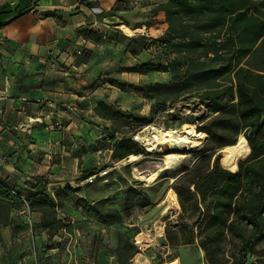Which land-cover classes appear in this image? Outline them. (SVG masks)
I'll use <instances>...</instances> for the list:
<instances>
[{
    "label": "rangeland",
    "instance_id": "obj_1",
    "mask_svg": "<svg viewBox=\"0 0 264 264\" xmlns=\"http://www.w3.org/2000/svg\"><path fill=\"white\" fill-rule=\"evenodd\" d=\"M164 3L165 0H141L137 9L128 5L129 10L123 15V21L132 31H123L126 34L124 35L122 32L124 29H119L120 36L117 33L118 40L115 39L122 44V51L112 48V52H104L106 62L97 66L96 75H93L94 80L92 78L82 88L83 97L88 96L94 102L102 100L129 117L126 122L116 120L111 123L94 120L96 123H93L89 111L80 114L84 131H76L79 133L74 135L78 138V147L74 151L79 159L78 170L80 173L95 170L97 173L84 181H79L78 178L71 179L72 176L67 177L66 182L71 188L70 198L59 204L54 195L44 191V185L41 186L43 197L53 205V211L45 218H42L38 212L31 214L29 207L28 200L34 196L32 190L34 186H38V183L35 184L36 180L12 179L8 182L7 179H0V183L10 189L13 196V199L0 198V228L9 220L18 224L22 218L25 220L33 216L40 218L47 224L44 227L46 235L57 237L54 244L59 246L60 250L62 248L65 253L79 250L83 256L93 258L95 264H134L137 255L143 256L150 264H167L174 260L179 264H208V262L239 264L242 257L247 256L248 253L258 257L259 263L262 264L264 215L258 220L262 223L261 232L257 233L249 222L236 224L234 230L225 232L220 241L212 247L209 257L200 250L199 239L195 238L192 244H185L189 228L195 233L197 231L195 223L198 219L201 220L202 216L200 209L193 210L188 203L185 207L188 210L180 219L179 204L176 195L174 194V198L172 194V185L175 182L176 172L179 171L181 174L184 168L191 167L198 160L194 154L202 149L208 140L206 134V140L203 137L202 141L199 140L196 138V132L209 124L212 118L210 105L199 95L185 96L174 103H168L152 118L150 124L144 125L139 118L149 115L153 100L144 98L139 88L150 84H167L171 74L153 72L141 75L123 71L142 64H163L167 54L157 49L153 42L166 30L162 26L165 18L154 12ZM115 33L113 31V35ZM139 36L144 38L142 45L140 39H137ZM256 62L258 59L252 61V63ZM114 82L119 83L121 88L116 87ZM25 113L32 115L29 109ZM15 117L19 122L26 121L24 115ZM151 124L162 128L192 126L195 130L192 138L198 142V146L188 151L173 152L172 148L163 145L159 147L161 153L149 154L135 141V136ZM26 129L22 127V132ZM246 131L239 133L236 141L239 137L245 139ZM22 135H18L17 131L8 127L7 131L0 133V139L8 141L22 138ZM122 136L129 138L148 155L131 153L124 159L118 160L113 156V149L117 148L119 152L125 151L124 146L116 147ZM228 147L216 150L211 155V163L218 156V164L223 167L221 158L226 154L228 157L223 164L235 171L237 164L232 167L227 162ZM250 154L249 149L248 155L238 162L247 159ZM167 155H185L189 161L179 162L173 171L167 172L164 161ZM137 156H142L141 161L129 162L131 157ZM144 161L149 164L150 170L155 172L164 170V172L154 177L152 182H145ZM128 188H132L133 191L127 192ZM139 193L146 195L149 205H141ZM103 222L112 226H104ZM155 226L161 233L156 236V247H153L150 238L153 233L155 235ZM150 230L153 232L148 234ZM160 237L165 240L163 244L158 243ZM167 239H171V243ZM186 260L189 262L187 263Z\"/></svg>",
    "mask_w": 264,
    "mask_h": 264
},
{
    "label": "trees",
    "instance_id": "obj_2",
    "mask_svg": "<svg viewBox=\"0 0 264 264\" xmlns=\"http://www.w3.org/2000/svg\"><path fill=\"white\" fill-rule=\"evenodd\" d=\"M128 10L127 0H122L113 11ZM154 12H162L167 25L165 33L153 42L167 54L166 59L163 64H142L123 71L141 75L171 74L167 84L139 88L144 98L153 100L149 115L139 118L144 125L150 124L168 103L185 96L199 95L210 105L209 124L196 132V138L202 141V137L206 140L208 136V140L194 154L198 160L184 168L172 185L180 219L188 210L185 208L188 203L193 210L200 209L202 216L195 223V233L189 228L185 244L199 239L200 250L209 257L212 247L225 232L234 230L236 224L249 222L257 233L262 229L258 220L264 215V0H165ZM82 35L94 43L108 41L107 36L93 30ZM137 39L142 45L143 36ZM254 59L258 62L252 63ZM114 85L121 88L117 82ZM93 112L102 121L111 123L129 119L102 100ZM243 130H247L245 140L251 154L237 163V171L223 164L228 157L226 154L221 158L224 168L218 164V156L211 163V155L216 150L234 146L236 136ZM119 146H124L125 151L113 149V156L118 160L131 153L148 155L125 136L119 138L116 147ZM96 173L95 170L81 172L78 180L84 181ZM37 183L36 193L28 200L29 207L31 212L45 218L53 211V205L43 197L44 180L37 179ZM128 191L133 189L128 188ZM70 193L71 188L64 187L55 190L53 195L59 204L69 199ZM138 195L142 206L149 205L146 195ZM0 198L13 199L11 190L1 183ZM41 224L47 225L45 220H41ZM103 225L112 226L107 222ZM167 240L171 243V239ZM243 258L245 255L239 264L244 263Z\"/></svg>",
    "mask_w": 264,
    "mask_h": 264
},
{
    "label": "crops",
    "instance_id": "obj_3",
    "mask_svg": "<svg viewBox=\"0 0 264 264\" xmlns=\"http://www.w3.org/2000/svg\"><path fill=\"white\" fill-rule=\"evenodd\" d=\"M118 1L0 0V133L10 127L23 134L0 139V179H43L44 191L53 194L70 187L67 177L79 178L74 135L84 131L80 114L89 111L93 123L102 121L93 112L98 102L83 97L82 88L106 62L104 52L122 51L115 40L119 29L130 31L123 21L128 11H113ZM90 30L108 41L84 39L83 32ZM28 109L32 115L25 113ZM56 238L46 235L40 218L9 220L0 228V264H95L79 250H60Z\"/></svg>",
    "mask_w": 264,
    "mask_h": 264
},
{
    "label": "bare ground",
    "instance_id": "obj_4",
    "mask_svg": "<svg viewBox=\"0 0 264 264\" xmlns=\"http://www.w3.org/2000/svg\"><path fill=\"white\" fill-rule=\"evenodd\" d=\"M195 134V130L192 126H186L182 128H162L160 126L151 124L147 128H145L143 131L138 133V135L135 136V141L147 152L149 153H161L162 150L159 148L160 146L167 145L168 147H177L178 150L181 151H188L193 147L198 146V142L195 141L192 137ZM228 153L229 158L227 160L228 164H230L232 167H235L238 160L244 158L249 153V147L246 144V141L244 138L239 137L236 144L234 146L228 147ZM184 154V153H183ZM142 156L137 157H131L129 162H138L141 161L140 159ZM187 156L185 155H167L164 158L165 164H166V170L167 172H171L176 168L175 166L179 162H186ZM189 161V159L187 160ZM145 164V172L143 173L145 182H152V179L159 174L163 173L164 170H159L157 172L150 170L149 164L144 161ZM180 166V165H179ZM178 169V168H177ZM179 175V171L176 172L175 176L177 177ZM155 235L154 233L151 236L152 243L151 245L153 247H156L155 240L156 236H159L161 233L157 227L155 226ZM153 230L148 231L147 233L151 234ZM134 264H150L148 261H146L143 256L137 255L135 257V263Z\"/></svg>",
    "mask_w": 264,
    "mask_h": 264
},
{
    "label": "built area",
    "instance_id": "obj_5",
    "mask_svg": "<svg viewBox=\"0 0 264 264\" xmlns=\"http://www.w3.org/2000/svg\"><path fill=\"white\" fill-rule=\"evenodd\" d=\"M141 0H127V4L130 7L136 8L139 6ZM3 44V39L1 36V31H0V46ZM1 113V112H0ZM53 195V194H52ZM246 259L244 258V263L243 264H260V259L256 256H252L249 253L247 256H245Z\"/></svg>",
    "mask_w": 264,
    "mask_h": 264
},
{
    "label": "water",
    "instance_id": "obj_6",
    "mask_svg": "<svg viewBox=\"0 0 264 264\" xmlns=\"http://www.w3.org/2000/svg\"><path fill=\"white\" fill-rule=\"evenodd\" d=\"M171 150H172L173 152H178V151H179L177 147H172ZM148 153H149V152H148ZM149 154H151V153H149ZM236 171H237V167H236V170H235L234 172H236ZM182 174H183V173H181V174H179L177 177H175V178H174V181L177 180ZM164 242H165L164 238H162V237L158 238V243H159V244H163Z\"/></svg>",
    "mask_w": 264,
    "mask_h": 264
}]
</instances>
